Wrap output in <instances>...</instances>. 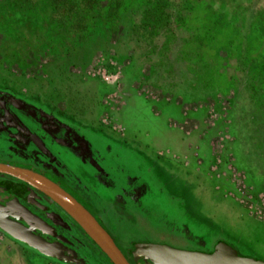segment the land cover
<instances>
[{
	"label": "rangeland",
	"instance_id": "1",
	"mask_svg": "<svg viewBox=\"0 0 264 264\" xmlns=\"http://www.w3.org/2000/svg\"><path fill=\"white\" fill-rule=\"evenodd\" d=\"M0 1L4 2L0 13L5 4L11 6L9 1ZM194 7L177 31L182 39L199 32L196 27L202 22L211 21L207 0L197 1ZM249 18V12L245 13L242 26L236 28L233 22H223L212 37L239 42ZM123 34L118 28L102 49L65 51V59L52 61L45 51L32 58L27 47L20 48L19 39L6 35L0 26V71L5 74L1 77L13 80L17 90L26 88L40 105L63 111L67 119L90 131L84 157L74 163L69 158L77 171L90 174L98 166L111 165V175L120 177L118 164L127 176L138 178L135 207L125 209L115 202L98 207L122 242L165 239L174 248L205 251L220 235L264 254V147L258 150L249 142L255 134L243 77L233 71L237 51L220 68L221 76L205 88L203 79L193 80L186 72L190 63L184 70L172 63L174 73H164L160 67L156 76L151 62L137 56ZM261 37L262 29L246 34L245 44L256 59L264 55V45L257 44ZM190 47L182 41L176 51ZM200 53L214 65L224 56L221 47L216 53L203 47ZM3 64H12V70L6 72ZM38 132L25 142L26 159L51 169V155L65 147V138L59 133L55 140L47 132L40 138ZM17 143L5 136L0 148L9 153ZM108 189L98 188V192L112 201ZM112 210L125 220L114 219ZM171 227L172 233L168 232ZM8 239L0 230V264H49L41 254Z\"/></svg>",
	"mask_w": 264,
	"mask_h": 264
},
{
	"label": "trees",
	"instance_id": "2",
	"mask_svg": "<svg viewBox=\"0 0 264 264\" xmlns=\"http://www.w3.org/2000/svg\"><path fill=\"white\" fill-rule=\"evenodd\" d=\"M4 1H9L11 6L5 4L6 8L0 13V26L6 35L19 39L16 40L18 46L25 45L32 58L37 52L45 51L56 61L65 59V51L102 49L108 45L109 35L120 28L137 56L151 62L153 74L158 73L160 67L165 68L164 73H174L172 63L182 65L183 70L190 63L192 67L186 72L193 80L203 79L205 88H210L215 77L221 76L220 68L223 70L236 50L233 71L243 77L255 134L249 142L258 150L264 147V55L256 59L245 44L250 30H264V0H207L211 21L199 24L196 27L199 32L185 36L187 39L178 36L177 31L185 25V17L199 0ZM211 2L218 5L209 6ZM247 12L250 21L246 31L240 30L243 34L238 35L239 42L215 41L212 36L216 27H221L225 21L233 22L235 28L241 27ZM33 23L35 25L31 26ZM182 41L192 46L191 50L176 51ZM257 44L263 46L264 39L261 37ZM203 47L212 49L213 53L223 48L224 56L217 59L218 65L203 59L200 53ZM172 49L175 51L170 61Z\"/></svg>",
	"mask_w": 264,
	"mask_h": 264
},
{
	"label": "flooded vegetation",
	"instance_id": "3",
	"mask_svg": "<svg viewBox=\"0 0 264 264\" xmlns=\"http://www.w3.org/2000/svg\"><path fill=\"white\" fill-rule=\"evenodd\" d=\"M5 67L8 69L6 72H10L12 64H3V68ZM1 75L5 74L0 71V139L9 136L11 139L17 140L18 143L11 148L9 153L0 148V163L31 170L55 183L95 219L109 235L127 263L135 264L131 259L130 252L136 244L143 241L137 239L122 242L116 230L109 228L108 224L104 222L98 212V207L108 206V203L111 202L120 204L125 209L135 207L139 201L138 194L140 193L138 178L127 176L118 164L115 165V168L120 171V174L122 173L120 177L111 175V165L98 166L92 169L90 174L87 172L82 174L77 171L78 166L72 164L69 158L74 163V161H78V157H84L83 155L87 153V147L90 144V131L67 119L63 111L51 108L47 104L40 105L29 96L26 88L17 90L13 80L1 77ZM6 129L8 134L5 133ZM37 132L40 138H43L41 135L46 132L55 140L59 133L65 138V147H60L55 155H51L54 163L51 169L26 159L25 142ZM61 149H66V152L61 153ZM107 186L112 191V193L108 191L112 201L100 196L98 192V188L105 190ZM0 205L10 213L8 218L19 222L35 238H40L46 248L42 249L28 244L0 229L1 232L9 237L8 240L12 241L14 245L41 254L42 259L49 264H112L100 248L56 202L26 182L0 173ZM110 213L114 219L125 220L124 216L119 215L116 211L112 210ZM110 227L112 226L110 225ZM174 231L172 227L168 229L170 233ZM213 240L205 250L206 252L211 251L218 241H225L227 244L235 246L240 253L264 261V254L253 253L246 244L236 243L229 238L220 237V235ZM151 242L172 246L165 239Z\"/></svg>",
	"mask_w": 264,
	"mask_h": 264
},
{
	"label": "water",
	"instance_id": "4",
	"mask_svg": "<svg viewBox=\"0 0 264 264\" xmlns=\"http://www.w3.org/2000/svg\"><path fill=\"white\" fill-rule=\"evenodd\" d=\"M0 173L16 177L35 187L56 202L100 248L112 264H128L109 235L95 219L67 192L44 176L28 169L0 163ZM8 211L0 205V229L14 237L46 248L40 238H35L19 222L8 218ZM3 221H2V220ZM135 264H264L261 259L239 254L223 241H218L211 251L179 249L166 244L142 242L130 252Z\"/></svg>",
	"mask_w": 264,
	"mask_h": 264
},
{
	"label": "built area",
	"instance_id": "5",
	"mask_svg": "<svg viewBox=\"0 0 264 264\" xmlns=\"http://www.w3.org/2000/svg\"><path fill=\"white\" fill-rule=\"evenodd\" d=\"M262 214H263V213H262ZM261 218H262V220L264 221V214L262 215V217H261Z\"/></svg>",
	"mask_w": 264,
	"mask_h": 264
}]
</instances>
